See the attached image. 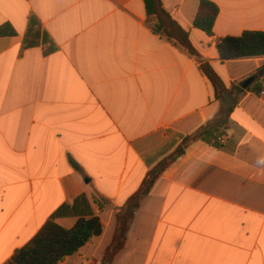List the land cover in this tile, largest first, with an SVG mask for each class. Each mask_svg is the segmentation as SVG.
<instances>
[{
    "label": "crops",
    "instance_id": "1",
    "mask_svg": "<svg viewBox=\"0 0 264 264\" xmlns=\"http://www.w3.org/2000/svg\"><path fill=\"white\" fill-rule=\"evenodd\" d=\"M209 1L212 36L194 26L199 0L162 3L227 87L251 82L226 143L198 141L165 171L112 264H264V57L223 61L217 48L264 32V0ZM32 15L55 52L25 48ZM220 108L199 59L150 28L144 0H0V264L51 218L70 229L92 217L103 234L62 264H101L115 210Z\"/></svg>",
    "mask_w": 264,
    "mask_h": 264
},
{
    "label": "trees",
    "instance_id": "2",
    "mask_svg": "<svg viewBox=\"0 0 264 264\" xmlns=\"http://www.w3.org/2000/svg\"><path fill=\"white\" fill-rule=\"evenodd\" d=\"M144 1L150 28L155 34L199 59L201 70L210 81L215 99L220 103L221 108L214 120L186 136L173 153L152 168L139 190L122 207L115 210L114 237L105 251L101 264H112L117 254L124 248L136 212L165 171L198 141L219 145L221 136L226 135L229 130L231 114L247 91L241 84H233L231 87L225 85L209 62L200 57L191 43L189 33L165 10L162 0ZM199 2L200 9L194 20V26L212 36L219 9L209 0H199ZM41 41L45 44L50 43L49 52L57 50V46L47 32L42 31L41 22L32 15L29 18L24 46L25 48L36 47L41 44ZM217 48L223 61L264 57V32L246 31L240 37L222 38L218 40ZM263 71L258 73L261 74ZM70 163L77 172L83 173V169L75 160L71 158ZM103 231L104 225L99 217L80 218L70 229L62 227L55 222L54 218H51L26 246L15 252L6 264H62L67 257L76 255L93 238L101 236Z\"/></svg>",
    "mask_w": 264,
    "mask_h": 264
},
{
    "label": "built area",
    "instance_id": "3",
    "mask_svg": "<svg viewBox=\"0 0 264 264\" xmlns=\"http://www.w3.org/2000/svg\"><path fill=\"white\" fill-rule=\"evenodd\" d=\"M228 134H226V135H222L221 136V138H220V140L218 141V143H219V145H223V144H225L226 143V141L228 140Z\"/></svg>",
    "mask_w": 264,
    "mask_h": 264
},
{
    "label": "water",
    "instance_id": "4",
    "mask_svg": "<svg viewBox=\"0 0 264 264\" xmlns=\"http://www.w3.org/2000/svg\"><path fill=\"white\" fill-rule=\"evenodd\" d=\"M251 82V80H247V81H245L244 83H243V87L244 88H247V86H248V84Z\"/></svg>",
    "mask_w": 264,
    "mask_h": 264
},
{
    "label": "rangeland",
    "instance_id": "5",
    "mask_svg": "<svg viewBox=\"0 0 264 264\" xmlns=\"http://www.w3.org/2000/svg\"><path fill=\"white\" fill-rule=\"evenodd\" d=\"M107 240V239H106ZM108 242V241H107ZM105 244H107V243H105Z\"/></svg>",
    "mask_w": 264,
    "mask_h": 264
}]
</instances>
